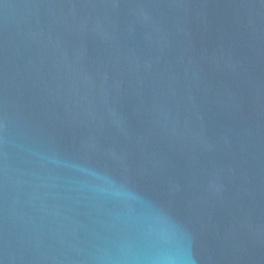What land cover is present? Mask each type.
<instances>
[{
    "label": "water",
    "instance_id": "water-1",
    "mask_svg": "<svg viewBox=\"0 0 264 264\" xmlns=\"http://www.w3.org/2000/svg\"><path fill=\"white\" fill-rule=\"evenodd\" d=\"M0 264H264V0H0Z\"/></svg>",
    "mask_w": 264,
    "mask_h": 264
}]
</instances>
